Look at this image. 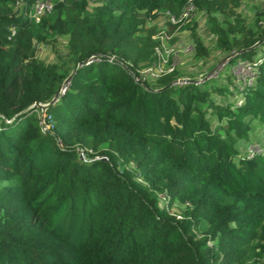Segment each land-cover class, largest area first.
<instances>
[{"label": "trees", "instance_id": "trees-1", "mask_svg": "<svg viewBox=\"0 0 264 264\" xmlns=\"http://www.w3.org/2000/svg\"><path fill=\"white\" fill-rule=\"evenodd\" d=\"M35 1L0 0V264H264V141L247 146L264 131L259 16L242 0H52L35 20ZM187 4L211 46L169 20ZM158 14L194 56L235 63L141 78ZM63 34L60 62L36 56Z\"/></svg>", "mask_w": 264, "mask_h": 264}, {"label": "rangeland", "instance_id": "rangeland-1", "mask_svg": "<svg viewBox=\"0 0 264 264\" xmlns=\"http://www.w3.org/2000/svg\"><path fill=\"white\" fill-rule=\"evenodd\" d=\"M52 4V0H47ZM242 12L246 18V21H251L253 16L257 14L262 20L260 24H263L264 20V0H242L241 7ZM259 13V14H258ZM165 20L164 14H158L154 19L151 21L158 25V37L162 42V47L158 50L157 53L161 52L163 55L164 62L159 65L162 69L167 66L177 67L180 75L177 80H186L187 78L196 79V82H199L204 77L209 75H216L223 74V71H228L231 66L235 63V61H226V56H221L220 53H217L213 49L209 51V55L207 57H196L194 56V52L191 47V40L188 36L187 31H178L175 28L170 30L168 24L160 26L163 24ZM190 20H194L196 22V32L202 39L205 44L212 45L211 40L213 41V36L210 34L208 28L209 24L206 22V16L203 12H191ZM186 21V20H184ZM165 35V37H164ZM67 34H63L62 37H57L54 43V50L47 45H37L35 54L37 57L45 60V61H54L60 62L61 58L64 57V53L66 51L65 41H66ZM230 54V53H229ZM254 57V56H253ZM169 61L166 63V61ZM226 61V62H225ZM240 63V62H238ZM254 63V62H253ZM247 70V69H246ZM249 75L253 76L254 72V64L250 66ZM244 75L245 71L243 70ZM243 78V74L240 72ZM147 81H151V79L156 76L157 74L153 71L151 73H142L141 74ZM203 75V76H202ZM249 75L247 74L244 78H248ZM224 78V76H223ZM178 80V81H179ZM64 86H60L58 89L63 90ZM58 90V91H59ZM252 138L251 142L247 144L249 150H258L259 142L264 141V131L257 129L255 135ZM166 200V199H165ZM160 205L164 204L163 201H159ZM171 212H178L177 207H172Z\"/></svg>", "mask_w": 264, "mask_h": 264}, {"label": "built area", "instance_id": "built-area-1", "mask_svg": "<svg viewBox=\"0 0 264 264\" xmlns=\"http://www.w3.org/2000/svg\"><path fill=\"white\" fill-rule=\"evenodd\" d=\"M51 8V3L48 2L47 0H36L34 3V7H33V16L35 20H38V17L40 14H42L43 12H47L49 11ZM192 9V5L191 4H187L183 11L180 13V15L175 18L173 16H169V20L173 23L179 21V20H187L190 17V10ZM165 36V35H164ZM161 37V36H160ZM159 37V38H160ZM162 47V43L160 42V47H156L157 52L158 50ZM113 56L110 55L109 58H112ZM157 57H158V61H157V65L156 66H146L143 70V72L141 73H151V72H160L162 71V68L159 66L160 65V61H164L163 59V55L161 52L157 53ZM254 63L253 62H249V61H241L240 63H236L234 68H233V72L239 76L240 74H238L239 72L241 74L244 75L243 70L245 71V75L243 76V78L248 74L249 75V70L250 66H252ZM172 68V66H167L165 69L166 70H170ZM247 69V70H246ZM135 78H137V76H135ZM141 78H143V76H141ZM249 78H251V75H249ZM40 105V104H39Z\"/></svg>", "mask_w": 264, "mask_h": 264}, {"label": "water", "instance_id": "water-1", "mask_svg": "<svg viewBox=\"0 0 264 264\" xmlns=\"http://www.w3.org/2000/svg\"><path fill=\"white\" fill-rule=\"evenodd\" d=\"M73 69H74V67L71 69V71L67 74V76L64 78V80L62 81V83H61V86L63 87L64 86V83H66V81H68V79H69V77H70V74H71V72L73 71ZM186 80H190V79H186ZM186 80H183V81H186ZM192 80H196V79H192ZM58 91H56L55 92V95H56V93H57ZM54 95V96H55Z\"/></svg>", "mask_w": 264, "mask_h": 264}]
</instances>
